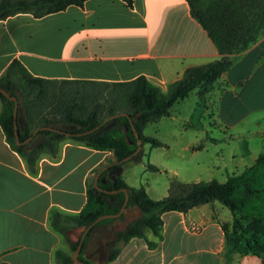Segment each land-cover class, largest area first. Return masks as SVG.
<instances>
[{
	"label": "crops",
	"instance_id": "obj_1",
	"mask_svg": "<svg viewBox=\"0 0 264 264\" xmlns=\"http://www.w3.org/2000/svg\"><path fill=\"white\" fill-rule=\"evenodd\" d=\"M219 56L186 0H132L131 6L84 0L41 16L17 12L0 19V74L16 58L31 74L46 78L127 80L143 74L165 89L185 67ZM232 57L218 78L217 116L225 128L239 123L248 131L250 115L255 125L264 122V34ZM259 151L249 152L252 161ZM107 159L109 150L64 142L57 155H40L30 174L0 128V262L54 264L52 253L64 250V237L48 227V208L78 211L89 170ZM123 168L120 176L132 185ZM234 170L226 176L239 172ZM222 205L212 200L186 211H163L161 236L146 233L154 245L131 237L105 264H264V251L224 257L221 223L231 215Z\"/></svg>",
	"mask_w": 264,
	"mask_h": 264
},
{
	"label": "trees",
	"instance_id": "obj_2",
	"mask_svg": "<svg viewBox=\"0 0 264 264\" xmlns=\"http://www.w3.org/2000/svg\"><path fill=\"white\" fill-rule=\"evenodd\" d=\"M83 1L0 0V19L17 12L41 16L64 9L68 4L81 6ZM123 1L128 6L132 4V0ZM186 2L190 15L205 30L220 56L185 67L165 89L143 74L127 80L46 78L31 74L16 58H12L0 74V88L16 101L14 118L13 100L0 92V128L5 141L22 158L30 174L36 173L40 155H57L64 142L112 153V159L89 170L85 178V200L78 211L67 212L55 206L47 210L48 227L66 239H70L71 231L75 233L76 239L69 242L74 250L82 231L97 216L116 213L126 193L124 209L132 213L102 217L87 228L76 255L81 262L76 260L78 264H105L113 260L131 237H141L152 246L156 240L147 239L146 233H151L155 239L161 236L163 211H186L212 200L221 202L231 215L229 222L221 223L224 257L264 251V150L259 151L249 165L228 174L223 181L211 178L184 182L172 178L166 194L158 198L150 197L142 184L125 183L119 174L128 163L141 159V147L131 154L136 146L131 126L141 145L144 142L150 147L163 145L157 138L143 133L146 123L168 115L170 106L193 88L199 98H204V93L213 88V83L230 66L232 55L264 34V0ZM113 114L117 115L108 118ZM18 118L21 119V125L16 123L15 126L18 140L30 136L23 143L15 142L13 121L17 122ZM127 155L129 157L124 158ZM103 165L106 166L100 170ZM146 166L157 169L151 163ZM98 170L95 186L93 176ZM117 223L120 225H114ZM100 224L110 230L102 239L105 251L102 259H98V251L86 255L83 250L89 233ZM52 256L54 264L74 263L71 254L60 248H55Z\"/></svg>",
	"mask_w": 264,
	"mask_h": 264
},
{
	"label": "rangeland",
	"instance_id": "obj_3",
	"mask_svg": "<svg viewBox=\"0 0 264 264\" xmlns=\"http://www.w3.org/2000/svg\"><path fill=\"white\" fill-rule=\"evenodd\" d=\"M221 87L217 79L202 99L193 88L186 97L173 103L170 115L146 123L143 133L157 138L163 145L150 147L144 142L141 159L128 163L122 176L134 186L142 184L147 187L152 197H162L172 178L184 182L211 178L223 181L226 171L234 170L235 165L238 170L234 171L242 169L236 159L243 162V166L249 165L252 162L250 153L264 150V122L255 125L250 115L245 119L249 132L242 131L239 123L225 128L218 119L216 108ZM146 163L157 169H148ZM75 239L73 231L70 239H63L66 252L73 253L69 242ZM93 257L97 260L96 255ZM73 264L78 262L74 260Z\"/></svg>",
	"mask_w": 264,
	"mask_h": 264
},
{
	"label": "water",
	"instance_id": "obj_4",
	"mask_svg": "<svg viewBox=\"0 0 264 264\" xmlns=\"http://www.w3.org/2000/svg\"><path fill=\"white\" fill-rule=\"evenodd\" d=\"M0 92L6 96L7 98L9 99H12L13 100V110H12V115L13 117L15 118V113H16V101H15V97L13 95H9L4 89L0 88ZM115 115L117 114H113V115H110L108 116V118L110 117H114ZM16 123H18L19 125H21V119L18 118L17 119V122L14 120L13 121V126H14V137H15V142L16 143H23L27 140L30 139V136H28L27 138L23 139V140H18V136H17V131L15 129V126H16ZM110 123L104 125V127H107ZM132 130H133V134L135 135V138H136V146L135 148L131 151V154H134L140 147H141V141H140V138L138 137L137 135V132L133 129V127L131 126ZM130 155V154H129ZM129 155L125 156L124 158H127L129 157ZM104 167V166H103ZM102 167V168H103ZM99 171L98 170L95 174H94V177H93V184L96 186V179H97V176L99 174ZM98 189H101L100 187L97 186ZM124 190V189H123ZM110 191H114V190H110ZM126 202V193L124 192V200L123 202L121 203L120 207H119V210L116 212V213H106V214H101L99 216H97L81 233V236L73 250V253L71 254V257L72 259L74 260H77L76 259V255L78 253V250L80 248V245H81V240H82V237L86 231L87 228H89L96 220H98L99 218H102V217H113V216H116L118 215L120 212H123L124 214H131L132 212L130 211H127L124 209V204ZM133 212L135 213L136 210H133ZM81 226L78 227L76 229V231L80 230ZM109 227L107 225H104V224H100L98 226H96L95 228H93L91 230V232L89 233V236L88 238L86 239L85 241V245H84V252L86 255H89L90 253H92L93 251H98L99 252V255H98V259H102L104 257V246L102 244V239L104 237H106L108 234H109ZM78 261V260H77ZM79 263H81L80 261H78Z\"/></svg>",
	"mask_w": 264,
	"mask_h": 264
}]
</instances>
